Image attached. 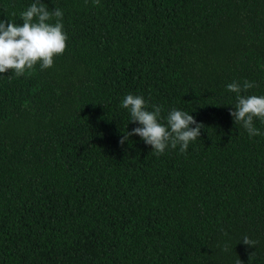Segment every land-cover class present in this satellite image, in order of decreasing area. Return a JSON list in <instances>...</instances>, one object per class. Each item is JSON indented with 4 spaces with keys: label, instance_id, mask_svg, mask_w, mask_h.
Segmentation results:
<instances>
[{
    "label": "trees",
    "instance_id": "obj_1",
    "mask_svg": "<svg viewBox=\"0 0 264 264\" xmlns=\"http://www.w3.org/2000/svg\"><path fill=\"white\" fill-rule=\"evenodd\" d=\"M33 2L0 0V20ZM42 3L67 50L0 73V264H264V124L235 125L226 87L264 95V0ZM128 94L188 112L200 137L184 154L121 144L139 126Z\"/></svg>",
    "mask_w": 264,
    "mask_h": 264
},
{
    "label": "clouds",
    "instance_id": "obj_2",
    "mask_svg": "<svg viewBox=\"0 0 264 264\" xmlns=\"http://www.w3.org/2000/svg\"><path fill=\"white\" fill-rule=\"evenodd\" d=\"M93 3L98 6L100 0H93ZM19 15L22 24L0 20V73L11 71L16 77L31 76L37 65L40 70L54 65L55 58L67 50L68 35L64 31L62 10L54 8L50 11L42 0H35ZM9 79L11 80V76ZM254 86L253 82L247 80L243 85L234 81L226 86L229 92L236 94V102L231 104L234 109H229L230 115L235 125H241L250 138L262 135L254 126V120L258 119L264 124V95L242 94ZM120 106L129 111V121L139 124L130 132H124L121 144L130 136L138 135L145 144L151 146L157 156L162 155L169 147L176 149L178 145L179 151L184 154L189 143L201 135L203 125L186 111L173 108L166 118H162L161 106L151 105L153 110L150 111L144 98L133 94L126 95ZM161 119L165 122L162 123ZM241 239L245 245H256V241L248 236ZM222 250L228 251V245L225 244ZM236 264H242L240 259Z\"/></svg>",
    "mask_w": 264,
    "mask_h": 264
}]
</instances>
